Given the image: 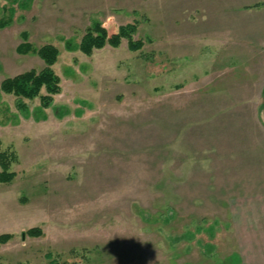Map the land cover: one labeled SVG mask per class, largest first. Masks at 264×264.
<instances>
[{
	"label": "rangeland",
	"instance_id": "1",
	"mask_svg": "<svg viewBox=\"0 0 264 264\" xmlns=\"http://www.w3.org/2000/svg\"><path fill=\"white\" fill-rule=\"evenodd\" d=\"M186 1L0 0V85L41 71L46 44L61 80L44 109L0 91L1 148L17 156L0 264H245L264 246V34L189 35ZM97 21L110 36L136 22L144 48L84 55Z\"/></svg>",
	"mask_w": 264,
	"mask_h": 264
},
{
	"label": "trees",
	"instance_id": "2",
	"mask_svg": "<svg viewBox=\"0 0 264 264\" xmlns=\"http://www.w3.org/2000/svg\"><path fill=\"white\" fill-rule=\"evenodd\" d=\"M138 32L136 22L120 26L115 35L110 36L108 30L100 23L93 22L82 37L78 50L86 56H91L97 50H102L109 46L119 48L123 40L128 42L131 52H139L144 48L143 40H135ZM23 44L18 48L22 54L31 52L32 46L29 43L27 33H22ZM68 48L70 45L68 44ZM37 53L45 64L41 71L31 70L12 78H6L0 85V91L6 95L14 96L17 99V108L22 112H27V105L24 100L40 99L42 108H49L53 103V98L61 93V80L54 71L59 56L57 47L46 44L41 46ZM43 91L45 94L43 95ZM17 162L15 152L4 151L0 144V184H10L16 178V173L12 171V164ZM165 220L170 221L168 214ZM27 236L40 237L43 232L40 228H32L26 231ZM13 238L12 234L0 235V247L7 244Z\"/></svg>",
	"mask_w": 264,
	"mask_h": 264
},
{
	"label": "crops",
	"instance_id": "3",
	"mask_svg": "<svg viewBox=\"0 0 264 264\" xmlns=\"http://www.w3.org/2000/svg\"><path fill=\"white\" fill-rule=\"evenodd\" d=\"M244 4L252 5V8L242 11ZM259 4H264V0H187L186 8L191 13L188 20L189 35H221L227 34L224 32L226 29L237 33L259 29L264 34V13H252L253 7ZM260 93L264 96V84ZM253 243L264 245V236L256 237ZM252 252L251 256L246 254L244 263L264 264V246H258Z\"/></svg>",
	"mask_w": 264,
	"mask_h": 264
}]
</instances>
